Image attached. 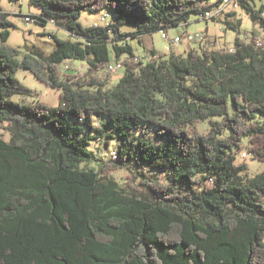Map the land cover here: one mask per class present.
<instances>
[{"label": "trees", "instance_id": "trees-1", "mask_svg": "<svg viewBox=\"0 0 264 264\" xmlns=\"http://www.w3.org/2000/svg\"><path fill=\"white\" fill-rule=\"evenodd\" d=\"M220 1L31 0L38 21L62 23L73 39L52 35L49 56L22 60L0 5V126L10 135L0 134V264H264V173L246 179L236 162L244 137V154L264 161V42L238 36L232 51H151L147 62L118 42L122 25L137 27L133 37L169 31ZM240 3L264 32V4ZM103 11L116 16L109 26L78 22ZM223 16L239 32L236 11ZM112 51L130 58L110 88L97 73ZM69 61L87 63L85 78L61 79ZM19 68L61 90L60 106L12 100L32 95ZM117 136L118 149L89 168L90 142ZM115 171L128 173L123 182Z\"/></svg>", "mask_w": 264, "mask_h": 264}, {"label": "rangeland", "instance_id": "rangeland-1", "mask_svg": "<svg viewBox=\"0 0 264 264\" xmlns=\"http://www.w3.org/2000/svg\"><path fill=\"white\" fill-rule=\"evenodd\" d=\"M31 0H21V1H12V0H0V5L3 7V10L9 14L8 20L11 21L14 26L9 27V40L7 42L8 45L12 47H16L20 51L19 59L22 60L26 55L32 54L34 55L35 52L40 51L44 55L49 56L54 49L56 48V43L52 35L57 36L64 41L73 39L68 32L63 28L53 24L48 23H41L36 18L40 16L41 11L33 6L30 3ZM21 5L20 7L16 6V4ZM210 3H217V0H210ZM264 4V1L255 0V7L256 9H260L261 6ZM108 11H103L98 14H93L89 12H83L81 17L79 18L78 22L83 27H91L94 26L95 23L101 18V16ZM110 14L109 22L113 23L116 19V16L112 13ZM236 18L231 19V21L236 22L238 19L242 21L239 32H234L228 30L226 26L221 22L222 30H217V35L220 37V42H223L222 39L227 37V45L229 48L234 46V40L238 36H240L243 40L250 41V38L254 34L262 35L263 29L259 25V23H255L245 12L243 9L239 8L236 10ZM26 18H31V21H26ZM58 22H63V20H59ZM206 25L215 31V26L213 24V20L211 21H200L197 15H193L186 26V32L189 34H196V33H205L204 30L206 29ZM219 27V26H217ZM175 30H179L180 33H184L182 26L174 28ZM218 29V28H217ZM0 31H4L3 27L0 26ZM120 31L123 36H128L120 41H118L123 46H130L133 50L132 53L134 56L137 57L138 60L147 62L150 59L151 51H154L156 54L164 55L170 54L171 52L175 51L173 48L174 45L168 43V41L162 38V34L160 32L151 33L147 35H143L141 37H133L132 35L136 33L137 27L132 25H122L120 27ZM240 33V34H239ZM170 36V35H169ZM210 36V35H209ZM209 38L213 39V36ZM217 47L216 50H227L222 48L215 39ZM257 41V40H256ZM264 42V41H262ZM188 45L191 48H201L198 43H190L182 42L177 46V52L181 53L183 56L186 55V50L188 49ZM207 47V46H206ZM198 49V50H199ZM130 55L124 54L117 57L114 52H111V59L112 63L123 62L128 60ZM59 72L61 75V79H64L67 75H74L76 76V80L80 78H85L88 72V66L85 62H77V61H69L67 63L61 64L59 67ZM125 70H120L116 74H109L107 69L100 71L97 73V77L101 80H107L109 87H113L116 85L118 80L123 77ZM16 79L24 86L28 87L32 91V95H14L12 100L16 101V103H46L52 107H59L60 106V93L61 90L52 89L46 86V84L38 81L35 76L28 70L19 68L16 70L15 73ZM106 120L105 116L98 117L95 116L96 121ZM215 120H219L218 118ZM210 127L209 120L202 122L198 129L201 132H207L208 128ZM0 134L6 140L10 137L8 132L5 130V126H0ZM230 132L227 131L226 135H229ZM119 137L110 140V145L107 147L102 141L92 140L90 142L89 149L92 151L96 157V160L93 161L91 164H88L89 168H98V164L100 162H105L109 159V152L117 150L119 146ZM243 150L236 154V162L241 164L245 162L248 165V171L242 174V176L246 179H250L256 177L259 174L264 173V161L259 162L255 161V159L247 155V158L243 157V154L246 153L245 146L249 144V138L244 137L242 140ZM109 155V156H108ZM126 171H115L113 176L119 180V182H123L127 176Z\"/></svg>", "mask_w": 264, "mask_h": 264}, {"label": "built area", "instance_id": "built-area-1", "mask_svg": "<svg viewBox=\"0 0 264 264\" xmlns=\"http://www.w3.org/2000/svg\"><path fill=\"white\" fill-rule=\"evenodd\" d=\"M16 6L20 7L18 3ZM241 8V3L240 0H221L219 5L215 8H213L210 12L205 13L201 18L202 21H211V20H216L219 17L223 16L225 12H231V11H236L237 9ZM262 17L264 18V10L262 13ZM110 17H108V14L105 13L101 16V18L98 20L97 23L94 24V27H100V26H109L110 22L108 21ZM26 21H31V18H26ZM54 25V24H53ZM187 24H182V27L184 30H186ZM162 34V38L171 45L177 46L178 44L182 42H187L188 44L190 43H198L201 46H207L209 48H213L216 50L215 47H217V43L213 41L212 38H209L210 36L207 33H196L194 34H189L188 32L181 33L179 36H175L174 38H170L168 35L167 31H160ZM71 36V35H70ZM255 40L258 41H264V32L260 36H256L254 38ZM137 62H139L138 59H136ZM122 62H117V63H111L109 64L106 69L109 74H116L120 70H125L123 68ZM112 155V153H111ZM244 158H247L246 154H243Z\"/></svg>", "mask_w": 264, "mask_h": 264}, {"label": "crops", "instance_id": "crops-1", "mask_svg": "<svg viewBox=\"0 0 264 264\" xmlns=\"http://www.w3.org/2000/svg\"><path fill=\"white\" fill-rule=\"evenodd\" d=\"M223 19H224V16H221V17H219L218 19H216L215 21L213 20V24H214V26H215V31H213V29L212 28H210L208 25H206V29L204 30V32L205 33H207L208 35H210V36H213V39H215L220 45H222V48H224V49H227L228 51H232L233 50V47H231V48H229L228 47V45H227V43H228V41H227V37L225 36V38H223L222 39V41L223 42H220V37L221 36H218L217 35V30H222V27H220V26H222L220 23L223 21ZM62 23H59V27H62V25H61ZM217 26H219V27H217ZM218 28V29H217ZM184 30V29H183ZM168 32V35H170L169 37L170 38H174L175 36H179L181 33H180V31L179 30H175V29H171V30H169V31H167ZM184 32H186V30L184 31ZM221 32V31H220ZM255 35H258V34H255ZM261 35V34H260ZM260 35H258V36H260ZM197 46H200V45H197ZM177 47L178 46H174L173 48L175 49V51H173V53L174 54H176V55H182L181 53H178L177 52ZM199 49V48H198ZM191 50V47H190V45H188V49L186 50V54H187V52H189ZM183 56V55H182ZM184 57V56H183Z\"/></svg>", "mask_w": 264, "mask_h": 264}, {"label": "bare ground", "instance_id": "bare-ground-1", "mask_svg": "<svg viewBox=\"0 0 264 264\" xmlns=\"http://www.w3.org/2000/svg\"><path fill=\"white\" fill-rule=\"evenodd\" d=\"M108 17H109V16H108ZM256 43H257L258 47H261V46H262V44H261L260 41H257Z\"/></svg>", "mask_w": 264, "mask_h": 264}]
</instances>
